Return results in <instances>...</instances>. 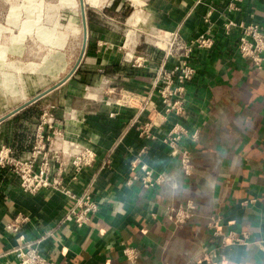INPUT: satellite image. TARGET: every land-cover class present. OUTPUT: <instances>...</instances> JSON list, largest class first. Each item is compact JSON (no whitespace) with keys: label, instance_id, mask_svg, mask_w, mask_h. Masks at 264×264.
I'll list each match as a JSON object with an SVG mask.
<instances>
[{"label":"crops","instance_id":"1","mask_svg":"<svg viewBox=\"0 0 264 264\" xmlns=\"http://www.w3.org/2000/svg\"><path fill=\"white\" fill-rule=\"evenodd\" d=\"M228 4L111 0L88 13V42L79 68L61 87L2 122L0 146L11 148L17 159H28L41 118H15L32 106L46 112L52 121L45 134L58 137L49 147L70 154L74 143L95 152L94 164L67 186L77 196L88 193L98 211L79 229L65 222L74 200L53 190L24 193L19 179L5 171L0 181V264L16 263L13 251L19 240L5 226L18 216L28 219L23 226L27 241H40V253L54 264H128L125 247L138 250L140 264H200L205 252L216 255L215 264H264V65L257 69L237 50L241 26L257 25L264 33V0H246L233 12ZM128 8L132 12L123 21ZM138 11L142 19L133 28L128 22ZM229 21L235 27L227 35ZM174 34L187 42L208 34L215 45L192 56L196 74L187 85L185 117L162 120L152 132L155 139L145 142L131 123L165 58L148 40ZM131 57L149 63L134 67ZM175 63L171 59L167 67ZM122 91L137 95L129 108L116 104ZM153 105L162 113L158 99ZM138 118L146 123L148 114ZM177 123L189 136L198 132L197 141L184 139L179 145L192 151L190 177L183 173L180 156L164 143ZM144 146L147 152L140 156ZM138 158L162 177L160 185L147 190L132 181L139 173L133 165ZM187 201L194 202L195 216L178 227L169 211ZM247 201L254 203L243 206ZM212 216L220 217L224 233L248 232L250 244L218 249L219 241L207 227Z\"/></svg>","mask_w":264,"mask_h":264},{"label":"built area","instance_id":"2","mask_svg":"<svg viewBox=\"0 0 264 264\" xmlns=\"http://www.w3.org/2000/svg\"><path fill=\"white\" fill-rule=\"evenodd\" d=\"M246 0H229L228 9L230 12L237 11L239 6ZM235 24L229 21L225 25V32L230 35ZM242 32L238 38L237 50L241 58L249 60L257 69L264 65V33L257 25L241 26ZM155 48L164 53V62L156 70L152 92L143 98L141 108L137 117L132 121L131 127L136 126L141 140L148 142L154 140L152 132L168 117L177 119L186 115V93L187 85L194 79L196 70L192 64V56L196 51H210L215 45V41L208 34L199 36L193 41H185L179 35L174 34L170 38L159 35L155 39ZM176 60L172 68L167 67V62ZM130 62L134 67H141L144 63H149L143 58L131 57ZM116 104L122 108L131 107L137 95L122 91L119 94ZM158 99L162 106L160 113L153 105V99ZM148 114L146 123L141 124L139 116ZM114 116V115H112ZM52 118L46 112L41 116V123L38 126L34 139V146L28 159L20 160L14 156L11 148L0 146V168L9 171L20 181L21 190L24 193L35 195L44 190L62 192L66 197L74 200V204L68 209L65 222L72 223L81 229L88 226L92 216L98 211V205L92 200L88 193L81 196L75 195L68 184L75 183L82 171L91 167L96 158L93 149L79 147L70 143L73 147L70 154H66L63 149L49 147L53 137L46 135ZM184 139L190 141L198 140V132L189 136L187 129L180 123L168 133L164 143L175 155L180 156V163L183 173L190 177L193 173L194 165L192 161V151L189 147L179 148ZM147 146L140 151V156L147 152ZM133 165L139 167V173L132 181H139L143 188L150 190L160 185L162 177L154 173L148 165L136 159ZM132 181L128 182V185ZM254 201L242 203L247 206ZM196 207L193 201H187L184 206L170 209L169 213L174 225L180 227L190 222L195 216ZM28 219L23 216L16 217L5 226L8 233L18 237L19 245L13 253L16 259L15 264H54L51 259L45 258L39 250L38 245L27 241L23 234V226ZM208 229L214 238L218 239V249L224 250L232 247H245L250 244V234L248 232L229 231L224 233L220 217L212 216L207 223ZM123 256L128 264H140L139 252L135 248L125 247ZM216 255L205 252L201 257L200 264H215Z\"/></svg>","mask_w":264,"mask_h":264},{"label":"rangeland","instance_id":"3","mask_svg":"<svg viewBox=\"0 0 264 264\" xmlns=\"http://www.w3.org/2000/svg\"><path fill=\"white\" fill-rule=\"evenodd\" d=\"M110 1L85 0L86 17ZM80 5V0H0V116L74 69L84 41ZM148 43L154 47L156 41Z\"/></svg>","mask_w":264,"mask_h":264},{"label":"water","instance_id":"4","mask_svg":"<svg viewBox=\"0 0 264 264\" xmlns=\"http://www.w3.org/2000/svg\"><path fill=\"white\" fill-rule=\"evenodd\" d=\"M80 4H81V12H82V17H83V26H84V41H83V48L80 54V57L78 59L77 64L75 65L74 69L71 71V73L64 78L61 82H59L57 85H55L54 87H52L51 89L41 93L40 95H38L37 97L33 98L31 101H29L28 103L21 105L20 107H18L17 109L13 110L12 112H10L9 114H7L6 116H4L2 119H0V124L2 122H4L5 120L15 116L16 114H18L19 112H21L22 110H24L25 108H27L28 106L36 103L37 101L41 100L42 98H44L45 96H47L48 94H50L51 92H53L54 90L58 89L59 87H61L63 84H65L77 71V69L79 68L82 59L85 55V51H86V47H87V42H88V26H87V17H86V13H85V4H84V0H80Z\"/></svg>","mask_w":264,"mask_h":264},{"label":"trees","instance_id":"5","mask_svg":"<svg viewBox=\"0 0 264 264\" xmlns=\"http://www.w3.org/2000/svg\"><path fill=\"white\" fill-rule=\"evenodd\" d=\"M131 12H132V9L128 8L122 17V20L123 21L126 20L130 16ZM42 115L43 114H41V113L35 112L34 106H32L27 111H25L23 114H21L20 116H17V118H15V120L16 121L30 120L32 116L38 117L40 119ZM5 171L7 172V170L0 168V181L3 178Z\"/></svg>","mask_w":264,"mask_h":264},{"label":"bare ground","instance_id":"6","mask_svg":"<svg viewBox=\"0 0 264 264\" xmlns=\"http://www.w3.org/2000/svg\"><path fill=\"white\" fill-rule=\"evenodd\" d=\"M133 1V0H132ZM134 1H136V0H134ZM84 4H85V0H84ZM81 6V5H80ZM72 9H73V7H72ZM139 9V8H138ZM77 14V13H76ZM140 19H142L141 17H140V14H139V11L138 12H136V13H134V15L130 18V20H129V25L130 26H132L133 28L136 26L137 27V25L141 22L140 21ZM70 25H71V23H70ZM74 26V25H73ZM71 27V26H70ZM76 29V28H75ZM133 41V40H132ZM29 102V101H28ZM27 102V103H28ZM23 103V102H22ZM26 104V103H25Z\"/></svg>","mask_w":264,"mask_h":264}]
</instances>
